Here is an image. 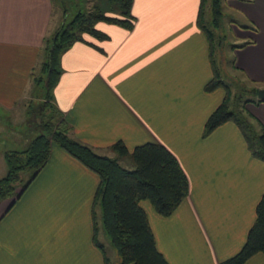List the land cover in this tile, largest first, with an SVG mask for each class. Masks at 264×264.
Returning <instances> with one entry per match:
<instances>
[{
	"label": "crops",
	"instance_id": "crops-1",
	"mask_svg": "<svg viewBox=\"0 0 264 264\" xmlns=\"http://www.w3.org/2000/svg\"><path fill=\"white\" fill-rule=\"evenodd\" d=\"M223 3L240 15L230 26L235 41L229 66L262 88L264 0ZM198 6L199 0H132L130 30L98 23L108 35L95 42L100 50L75 42L60 54L61 72L49 97L70 135L94 149L118 139L129 149L149 141L175 157L187 178L186 198L168 217L144 206L168 264H218L234 254L264 195V162L249 154L233 122L201 134L225 91L204 90L212 69L207 38L195 23ZM51 19V0H0L3 111L31 98L26 92L43 41L58 27ZM246 110L264 128V101L247 102ZM97 181L51 147L21 196L10 207L8 199L0 200V264H103L91 238ZM243 264H264V256L254 254Z\"/></svg>",
	"mask_w": 264,
	"mask_h": 264
},
{
	"label": "trees",
	"instance_id": "trees-1",
	"mask_svg": "<svg viewBox=\"0 0 264 264\" xmlns=\"http://www.w3.org/2000/svg\"><path fill=\"white\" fill-rule=\"evenodd\" d=\"M104 1L109 10H102L96 3L86 11L78 10L44 39L41 48L43 59L37 67L40 72L33 76L34 83L45 88L44 100L33 128L39 132L23 148L2 150L5 173L0 177V200L8 199L7 206L10 207L46 164L51 147H57L98 179L90 208L92 242L102 249L96 238L95 206H98L100 226L117 254L116 264H168L157 249L142 203L147 202L156 215L168 217L186 198L187 178L175 157L156 142H143L129 149L119 139L108 145L114 156L98 154L92 146L70 135L69 124L49 102L51 90L61 72L58 58L62 52L75 42H83L100 50L95 42L108 38L105 32L97 28L100 22L126 30L132 28V0ZM222 1L209 0L208 18L215 27L221 23ZM205 2L199 0L195 19L209 45L212 76L204 85V90L222 87L225 95L204 120L201 134L205 136L218 125L231 121L239 129L249 154L264 162V128L244 109L246 102L264 100L256 97L258 88L250 87L249 98L242 102L238 98L237 102L234 100V106H230L228 86L219 77L214 65L212 33L204 24ZM124 158L128 159L129 167L121 165L120 161ZM20 172H27V178L22 182ZM101 253L103 264H109L102 250ZM257 253L264 256V195L255 204L254 219L242 245L218 264H243Z\"/></svg>",
	"mask_w": 264,
	"mask_h": 264
},
{
	"label": "rangeland",
	"instance_id": "rangeland-1",
	"mask_svg": "<svg viewBox=\"0 0 264 264\" xmlns=\"http://www.w3.org/2000/svg\"><path fill=\"white\" fill-rule=\"evenodd\" d=\"M94 3L98 4L102 10H109L108 4L104 0H51L52 4V21L57 22L58 26L65 20H68L76 11H86ZM209 0H206L204 5V19L205 26L212 33V56L214 62L219 69V73L222 77V81L228 86L230 106H234V100L240 99L242 102L244 99L249 98L250 93L248 89L250 84L243 79V76L231 69L229 66L230 53L229 46L235 41L231 30V22L237 21L239 13L236 10L226 6L223 1L222 5V17L219 27H215L212 22H209L208 13ZM63 9L66 11L63 12ZM99 25H103L100 22ZM105 25V24H104ZM43 59L42 51L39 53V59ZM39 70L34 69V74L38 75ZM27 96L31 98L27 102H21L9 111H3L0 109V152L5 149H20L23 148L26 142L39 132L34 128V122L37 121L39 109L42 106V101L45 96V88L40 84L31 85V89L27 90ZM246 104L244 109L246 110ZM247 111V110H246ZM44 118V116L42 117ZM36 127V126H35ZM95 152L101 155L114 156V153L105 149H95ZM121 165L129 167L128 159L124 158L120 161ZM5 173V165L0 153V177ZM27 178V172H20V182ZM20 182H17L20 184ZM147 209H150L147 202L142 203ZM96 221L98 232L96 234L97 240L102 246V252L108 260L109 264H116L118 261L117 254L113 247L110 245L107 236L103 232L100 226L99 209L95 206Z\"/></svg>",
	"mask_w": 264,
	"mask_h": 264
},
{
	"label": "water",
	"instance_id": "water-1",
	"mask_svg": "<svg viewBox=\"0 0 264 264\" xmlns=\"http://www.w3.org/2000/svg\"><path fill=\"white\" fill-rule=\"evenodd\" d=\"M256 97L264 100V87L258 88L256 91Z\"/></svg>",
	"mask_w": 264,
	"mask_h": 264
}]
</instances>
